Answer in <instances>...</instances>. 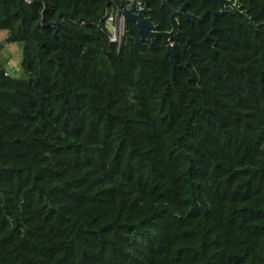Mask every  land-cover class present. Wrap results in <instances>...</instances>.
<instances>
[{
  "label": "trees",
  "instance_id": "obj_1",
  "mask_svg": "<svg viewBox=\"0 0 264 264\" xmlns=\"http://www.w3.org/2000/svg\"><path fill=\"white\" fill-rule=\"evenodd\" d=\"M239 1L255 26L180 20L172 84L162 40L111 41L122 0H0V264H264V0Z\"/></svg>",
  "mask_w": 264,
  "mask_h": 264
},
{
  "label": "water",
  "instance_id": "obj_2",
  "mask_svg": "<svg viewBox=\"0 0 264 264\" xmlns=\"http://www.w3.org/2000/svg\"><path fill=\"white\" fill-rule=\"evenodd\" d=\"M181 7L179 9H174L170 7L169 0H163L162 5L171 9V31L163 32L159 30V27L155 25L151 18L148 17L149 8L148 5H145L142 10L134 11L133 8L127 9V4L123 6V19H124V34H125V47L126 49H130L131 46V31L127 29V24L133 23L135 24V29L137 30V34L142 41H150L151 43H155L158 40H162L163 43L166 45L167 54L170 56L171 63L173 64V74L171 77L170 82L173 84L175 79V70L178 68L176 58H177V51L176 47L172 43L174 38L177 35H183L180 31V20L185 21H196L197 23H201L207 16L212 17V30L209 34L215 31L216 19L218 17L223 16L225 13H237L242 17H245L253 26V22L248 17L247 13L249 10L242 11L243 5H240L239 0H221L220 1V9L218 11H211L208 10L204 12L202 15H198L197 13L186 14L185 10L187 8L188 1L187 0H180ZM228 9H230L228 11ZM264 23L259 24L256 28L263 26Z\"/></svg>",
  "mask_w": 264,
  "mask_h": 264
},
{
  "label": "built area",
  "instance_id": "obj_3",
  "mask_svg": "<svg viewBox=\"0 0 264 264\" xmlns=\"http://www.w3.org/2000/svg\"><path fill=\"white\" fill-rule=\"evenodd\" d=\"M127 4V7L134 8L135 10H141L143 5L139 1L135 0H122L121 4L107 10L105 13V23L106 26L112 29V36L110 37L113 43H117L118 48L121 47L122 37H123V25H122V12L123 6Z\"/></svg>",
  "mask_w": 264,
  "mask_h": 264
},
{
  "label": "rangeland",
  "instance_id": "obj_4",
  "mask_svg": "<svg viewBox=\"0 0 264 264\" xmlns=\"http://www.w3.org/2000/svg\"><path fill=\"white\" fill-rule=\"evenodd\" d=\"M5 37H7V33L0 32V40L3 41ZM4 55H6V58H7L6 59L7 68H11L12 72L15 70L14 73H16L17 64L20 63L23 58L22 47L18 44L7 45L4 51ZM19 73L20 72L18 70L16 74H19Z\"/></svg>",
  "mask_w": 264,
  "mask_h": 264
},
{
  "label": "clouds",
  "instance_id": "obj_5",
  "mask_svg": "<svg viewBox=\"0 0 264 264\" xmlns=\"http://www.w3.org/2000/svg\"><path fill=\"white\" fill-rule=\"evenodd\" d=\"M141 4H142V3H141ZM142 5H143V4H142ZM144 6H145V5H143V8H144ZM143 8H142V9H143ZM127 9H130V7H127ZM142 9H141V10H142ZM133 10H134L135 12H136V11H139V10H135L134 8H133ZM122 13H123V12H122ZM121 16H122V25H123V37H122V43H123V38H125V34H124L125 30H124V19H123V15H121ZM129 24H130V23H129ZM131 24H133V23H131ZM134 25H135V24H134ZM127 29H128V24H127ZM121 45H122V44H121ZM120 48H121V47H120ZM120 48H119V49H120Z\"/></svg>",
  "mask_w": 264,
  "mask_h": 264
},
{
  "label": "flooded vegetation",
  "instance_id": "obj_6",
  "mask_svg": "<svg viewBox=\"0 0 264 264\" xmlns=\"http://www.w3.org/2000/svg\"><path fill=\"white\" fill-rule=\"evenodd\" d=\"M188 6H189V5H188ZM188 6H187V7H188ZM186 9H187V8H186ZM229 10H230V9H228V11H229ZM243 11H244V10H243ZM185 13H186V14H190V13L186 12V10H185Z\"/></svg>",
  "mask_w": 264,
  "mask_h": 264
}]
</instances>
